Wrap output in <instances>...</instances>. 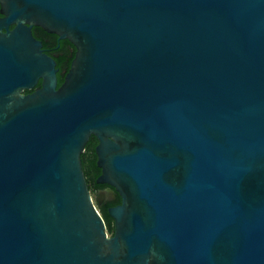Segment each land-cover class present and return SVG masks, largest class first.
Segmentation results:
<instances>
[{
    "label": "water",
    "instance_id": "water-1",
    "mask_svg": "<svg viewBox=\"0 0 264 264\" xmlns=\"http://www.w3.org/2000/svg\"><path fill=\"white\" fill-rule=\"evenodd\" d=\"M0 13V264H264V0ZM34 27L77 49L60 87ZM91 136L122 198L113 236L83 169Z\"/></svg>",
    "mask_w": 264,
    "mask_h": 264
},
{
    "label": "flooded vegetation",
    "instance_id": "flooded-vegetation-1",
    "mask_svg": "<svg viewBox=\"0 0 264 264\" xmlns=\"http://www.w3.org/2000/svg\"><path fill=\"white\" fill-rule=\"evenodd\" d=\"M0 17H2L1 13ZM13 28L11 27V29ZM32 32L33 36L42 43L43 52L56 62L58 83L62 80L63 84L76 57V47L69 40H62L57 35L50 34L40 27H34ZM37 87H41V82ZM32 92L26 91L25 94ZM98 145L99 140L95 136H91L82 154V164L94 205L103 217L109 235L113 236L115 233V220L110 217L109 211L112 208L119 207L122 204V198L115 188L109 184L98 182L99 177L102 175V170L98 167Z\"/></svg>",
    "mask_w": 264,
    "mask_h": 264
},
{
    "label": "trees",
    "instance_id": "trees-1",
    "mask_svg": "<svg viewBox=\"0 0 264 264\" xmlns=\"http://www.w3.org/2000/svg\"><path fill=\"white\" fill-rule=\"evenodd\" d=\"M62 80L59 81L58 86L60 87L62 85ZM85 167V166H84Z\"/></svg>",
    "mask_w": 264,
    "mask_h": 264
}]
</instances>
